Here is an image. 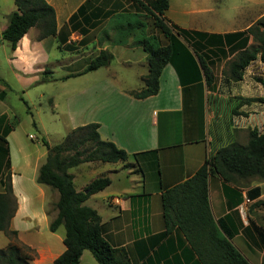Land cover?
<instances>
[{
    "label": "crops",
    "instance_id": "obj_1",
    "mask_svg": "<svg viewBox=\"0 0 264 264\" xmlns=\"http://www.w3.org/2000/svg\"><path fill=\"white\" fill-rule=\"evenodd\" d=\"M46 1L55 10L56 33L39 38V29L33 26L12 49L1 33L17 6L15 0H0V97L8 96L12 79L29 98L35 90L39 100L51 104V120L59 129L68 133L96 122L103 139L128 152L127 161H86L75 166L89 171L79 179V185L71 168L69 172L76 189L83 191L98 176L111 178V183L91 194L85 204L99 212L105 238L113 246L124 248L132 264H203L179 228L163 235L161 195L166 188L191 177L217 150L232 143L246 144L249 131L264 126V102L246 99L264 97V68L259 55L241 79L231 73V63L239 51L258 45L253 34L246 33V44L243 36L233 34L247 31L264 17V0H169L164 16L173 25L209 37L225 35V41L206 45L215 61L210 84L204 75L198 79L194 73L184 72L181 79L169 62L162 70L159 91L145 98L132 93L144 86L148 73V55L139 40L155 37L165 42L146 10L133 0ZM136 22L141 24L134 29L132 24ZM102 50L112 53L110 64L85 72ZM223 57L225 60L220 61ZM78 61H85L82 68H75ZM113 61L128 66L141 63L143 69L137 75L143 85H122L117 70L112 68ZM102 68L109 73L104 76L113 87L104 102L103 77H95ZM73 78L79 79L77 88L66 90ZM56 84L65 89L51 92L50 85ZM1 111L7 115L8 111ZM7 125L0 121V134L6 133ZM33 125L37 134H26L37 139L33 145L21 135L18 124L7 133L9 166L5 144L0 140V191H4L10 172L17 200L10 222L17 237L12 239L0 230V248L18 242L32 252L30 264H52L66 248L65 227L50 229L58 214L55 202L59 193L37 181L48 150L41 142L45 128L35 121ZM81 172L78 169L77 173ZM234 177L226 182L219 174H210L212 214L215 220L225 219L231 242L251 264H264V206L257 203L264 201V180ZM81 263L99 264L87 249Z\"/></svg>",
    "mask_w": 264,
    "mask_h": 264
},
{
    "label": "trees",
    "instance_id": "obj_2",
    "mask_svg": "<svg viewBox=\"0 0 264 264\" xmlns=\"http://www.w3.org/2000/svg\"><path fill=\"white\" fill-rule=\"evenodd\" d=\"M133 1L148 12L153 25L165 37V42L159 45H155L148 37L139 40L148 55V73L144 77V86L133 91V95L145 98L156 94L160 88L162 70L169 62L177 68L181 79L184 80V72L194 73L198 79L204 75L207 84H210L214 77L211 66L215 61L211 60L212 51L207 50L206 45L212 42L223 43L225 35L209 37L204 32L189 31L173 25L164 16L169 8V0ZM15 3L17 9L8 15V25L1 33L2 38L10 42L12 49L16 48L21 37L33 26L39 29V38L56 33L55 10L46 0H15ZM75 18L76 15L71 20ZM140 24L136 22L132 27L136 29ZM246 33L253 34L258 45L239 51L237 59L231 63L232 76L237 80L243 77L246 67L258 55L264 68V17L247 31L233 35L243 36V44H246ZM112 57L110 51L102 50L88 64L85 72L109 65ZM246 99L264 102V97ZM14 126L8 124L6 133L0 134V140L6 146L7 166L10 160L6 135ZM98 128L96 122L77 126L65 135L62 142L55 144L41 137L48 152L45 162L39 168L37 181L59 193L55 202L58 214L51 221L50 229L55 231L60 225L65 227L66 248L52 264H82L81 255L86 249L91 251L99 264H132L124 248L113 246L105 238L99 212L85 204L91 194L108 186L111 178L108 175L96 177L86 186L88 191L85 192L76 189L73 174L69 172L70 168L86 161L128 160V152L115 142L103 139ZM212 172L219 174L226 182L233 181L234 176L264 180V126L251 129L246 144L232 143L220 148L212 157L206 158L191 177L162 192L165 221L163 235L169 234L175 227L179 228L203 264H251L231 242L232 233L226 228L225 219L215 220L212 214L209 200V178ZM257 203L264 206L263 200ZM16 209L17 200L13 193L11 174L7 172L5 189L0 191V230H4L12 239L17 237V231L10 229ZM28 251L29 248L24 244L12 242L0 248V264H30L32 252Z\"/></svg>",
    "mask_w": 264,
    "mask_h": 264
},
{
    "label": "rangeland",
    "instance_id": "obj_3",
    "mask_svg": "<svg viewBox=\"0 0 264 264\" xmlns=\"http://www.w3.org/2000/svg\"><path fill=\"white\" fill-rule=\"evenodd\" d=\"M5 1V0H3ZM155 45L161 44V41L154 38H151ZM220 59V61H224L225 57ZM0 59H2V54L0 52ZM85 64V61H78L75 65V68H82ZM112 68L117 70L119 74V80L122 85L129 84L134 85L135 87H139V84L143 85V82L140 81L137 73L141 72L143 69L142 64H135V65H124L120 63V61H113ZM102 78V85H101V100L104 102L107 99V96L110 95L109 92L113 87L108 84V80L104 75H109L105 68H102L95 77ZM79 79L73 78L70 80L67 85V89L75 90L78 86ZM11 86L13 87L12 90H7L8 96L7 97H0V121L8 122V124L15 125L18 124L19 131L23 137H25L31 145L37 142V139H31L28 135L29 133L37 134V129L34 127L33 122L35 121L37 124H41L46 132H44L45 138L52 142V143H59L62 142L67 131L61 130L53 124L52 119V106L46 99L39 100L36 96L37 91H32L31 95L32 98L28 97L22 90L17 89V85L14 80L11 79ZM52 91L55 94L62 92L65 88H62L60 84L50 85ZM49 90V89H48ZM27 101V103L25 102ZM108 100V99H107ZM27 105L29 108H27ZM1 110H6V114H1ZM65 118V117H64ZM63 118V119H64ZM40 143V142H39ZM42 144V143H40ZM3 149L6 150V146H3ZM80 166V168H71L70 171L76 174L77 178V185L80 184L79 179L82 177L85 178L88 174V170H85ZM80 169L82 172L78 174L77 171ZM61 229H64V226H61ZM88 253L91 254L89 250Z\"/></svg>",
    "mask_w": 264,
    "mask_h": 264
},
{
    "label": "water",
    "instance_id": "obj_4",
    "mask_svg": "<svg viewBox=\"0 0 264 264\" xmlns=\"http://www.w3.org/2000/svg\"><path fill=\"white\" fill-rule=\"evenodd\" d=\"M88 191V189H85V192H87Z\"/></svg>",
    "mask_w": 264,
    "mask_h": 264
},
{
    "label": "built area",
    "instance_id": "obj_5",
    "mask_svg": "<svg viewBox=\"0 0 264 264\" xmlns=\"http://www.w3.org/2000/svg\"><path fill=\"white\" fill-rule=\"evenodd\" d=\"M31 137H33L32 135H31ZM242 209V208H241Z\"/></svg>",
    "mask_w": 264,
    "mask_h": 264
}]
</instances>
